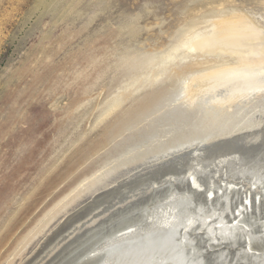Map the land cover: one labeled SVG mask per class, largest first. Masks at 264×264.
Here are the masks:
<instances>
[{
  "label": "bare ground",
  "instance_id": "1",
  "mask_svg": "<svg viewBox=\"0 0 264 264\" xmlns=\"http://www.w3.org/2000/svg\"><path fill=\"white\" fill-rule=\"evenodd\" d=\"M253 14L217 10L134 62L97 124L171 79L152 114L174 121L107 159L4 264H264V25Z\"/></svg>",
  "mask_w": 264,
  "mask_h": 264
},
{
  "label": "rangeland",
  "instance_id": "2",
  "mask_svg": "<svg viewBox=\"0 0 264 264\" xmlns=\"http://www.w3.org/2000/svg\"><path fill=\"white\" fill-rule=\"evenodd\" d=\"M231 8L264 25L259 0H0V264L107 159L174 121L167 109L152 114L171 79L97 124L134 62Z\"/></svg>",
  "mask_w": 264,
  "mask_h": 264
}]
</instances>
